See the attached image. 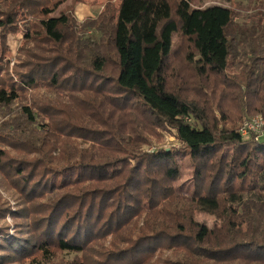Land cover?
Returning a JSON list of instances; mask_svg holds the SVG:
<instances>
[{
    "label": "trees",
    "instance_id": "obj_1",
    "mask_svg": "<svg viewBox=\"0 0 264 264\" xmlns=\"http://www.w3.org/2000/svg\"><path fill=\"white\" fill-rule=\"evenodd\" d=\"M60 1L68 0L39 7L46 18L38 23L0 17V41L20 23L32 61L22 63L19 82L0 88V105L35 89L51 96L49 109H43L45 99L25 104L20 118L35 134L29 133L28 142L60 157L39 170L38 157L13 159L0 150V170L10 171L23 196L17 218L28 206L39 210L29 219L36 231L22 229L8 238L0 228V249L9 252L15 241L22 251L36 250L52 262L55 253L82 256L105 240L109 247L69 264H264V138L245 139L240 126L216 131L206 112L172 90L167 78L178 36L190 41L186 59L200 77L227 78L231 60L245 59L239 62L241 78L232 80H240L244 96L257 104L255 115L264 116V13L237 22L228 7H202L208 0H121L115 15L102 13L79 34L70 15L48 17ZM259 6L264 9L263 2ZM111 65L114 76L107 72ZM5 66L1 59V78ZM125 106L154 119L157 127L176 130L179 141L176 148L140 156L130 176L109 163L125 148L136 159L141 153L134 151L143 147L134 146L120 120L109 119L114 108ZM47 119L60 134L55 140ZM4 122L9 137L23 131L15 119ZM184 163L191 170L188 195L175 185ZM47 197L50 202H36ZM196 213L214 217L220 226L196 222Z\"/></svg>",
    "mask_w": 264,
    "mask_h": 264
},
{
    "label": "rangeland",
    "instance_id": "obj_2",
    "mask_svg": "<svg viewBox=\"0 0 264 264\" xmlns=\"http://www.w3.org/2000/svg\"><path fill=\"white\" fill-rule=\"evenodd\" d=\"M25 1L26 0L0 1V17H5L6 14H9L15 18H17L16 16H20L19 22L34 23L40 22L41 18H46L42 14L40 8L49 4L51 0H34L32 1L33 5H29L31 3H27ZM120 1L121 0L60 1L57 10L51 12L48 17H57L62 13L70 15L73 19V25L77 27L78 33L83 34V26L99 20L102 13L115 15ZM261 2L264 3V0H230L229 2L208 0L202 5V7L214 5L228 7L235 14H237L235 21L243 22L244 19L255 15L256 11L264 13V9L259 6ZM195 5L198 6V2H196ZM25 6H27V8L22 10ZM261 20H264V17H262ZM18 27L19 30L16 33L7 34L8 38L0 41V60L4 59V64L6 65L4 68L6 72L3 73V78L0 76V88L4 87V83L7 88H10L12 81L14 83L19 82L17 73L23 69L21 67L23 65L22 63H32L31 59H29L24 52L27 49V46L25 43V32L21 29L23 26L18 23ZM25 28L26 27H24V30ZM88 33L91 34V32ZM174 47L175 52L171 58V67L167 74L169 85L171 86V89L182 98L190 101L203 113L206 112L205 114L208 117L210 125L212 127H216V131H218L221 127H239L245 118L256 116L255 114L258 112L257 104L252 101L251 98L249 99L244 96L243 88L237 83L240 81L238 79L242 76H240V69L242 66H240L239 62H243L242 65H244L247 60L242 58L241 60L239 58L235 61L231 60L230 69L226 74L227 78H223V76L205 78L200 77L194 66L186 59L188 51L192 50L190 41L178 36L174 40ZM30 49L32 51H38L35 47H31ZM107 72L109 75L112 74L114 76L116 66H108ZM235 77H239L236 82L232 80ZM5 81H9L7 82L8 84ZM43 93L42 89L30 90L24 93L22 92L20 101L11 103L6 107L0 105V150H3L9 158L13 159L28 158L33 160L38 157L40 159L39 161L43 163L37 164V168H40L39 170H42L43 167H47V163L51 158L59 160L60 157L58 153H54L50 157L43 152L42 146L40 147L37 144L34 145L28 142L30 139L29 137H31V134L33 133L30 125L26 124V122L22 121L20 118V109L23 105H33L36 101L37 104L38 101L42 104L44 99L45 102L43 109H49L50 106L54 104V101L51 96L49 97L46 95V97H44ZM42 97L44 98L42 99ZM122 103L123 102H120L119 104L122 106ZM245 111L248 112V115H246ZM9 118L15 119L24 125V127H22V132L20 130L19 132H15V136L12 133V136L15 137V139L18 138L16 139L17 141L8 136L9 130H3L5 125L4 121ZM109 119L112 124L115 123V120L117 122L120 120L121 130L126 133H132V137L134 138L132 142L134 146L143 145L141 151L139 148L134 151L135 153H141L136 159L133 158V152H128L126 151L127 148H125L126 150H120L122 151L120 155L114 154L111 162H109L113 163L112 168H115V171H123L128 176L132 175V168L136 165V160H138L140 156H143L147 152H152L156 148L169 149L170 147L176 148L179 145L176 130L170 128L169 126L157 127V122L154 119L150 117L146 118L142 114L131 113L127 106L114 108ZM47 122L49 124V129H51V131L47 129L50 131L49 136L55 140L60 136V134L54 130V121L52 119H47ZM42 123L43 122H41V124ZM37 128L41 129L42 126L39 125ZM74 132V130H70L67 133L74 135ZM80 141L87 143L86 140ZM87 144H84L82 148H85L84 146H87ZM99 146L100 143H96V147L99 148ZM24 147L27 148L26 151L21 150V148ZM108 147L109 146L107 145L106 148ZM114 147L115 146H110V150ZM36 149H39L38 154L34 153ZM99 149L102 150L103 148L101 147ZM0 171V214L3 215L2 217H5L4 219H0V228L7 234L8 238L14 237L22 229L36 231V226H34L29 219H35V217L38 216V207L28 206V210H23L24 214L22 215V218L18 219L16 213L20 211V204L22 203V200L20 201V199H23V196H21L18 190L16 192L14 188L15 183L11 179L10 171ZM2 173L6 175L8 180H6ZM190 176L191 170L189 169V165L184 163L181 179L175 184L179 192L184 195H188L190 192ZM39 201L50 202V199L47 197L36 202ZM35 208L38 212L34 210ZM147 208L148 207H146V209ZM194 220L200 224H206L211 228L220 226V222H218L214 217L203 213H196ZM2 240L3 239L0 237V241ZM13 243L15 244V248L10 249L9 252H5L6 250L4 251L3 249H0V264H69L73 261L86 262V260L90 257V252L97 253L98 251H102L106 247H109V244H107L105 240H98L97 242L91 244V247L89 248L90 252L87 251L85 255L75 257L72 254L58 252L55 253L56 256L52 262H48L47 258L42 256V254L38 251H33L32 249H30L29 252H26L25 250L22 251V247L16 246L15 241H13Z\"/></svg>",
    "mask_w": 264,
    "mask_h": 264
},
{
    "label": "built area",
    "instance_id": "obj_3",
    "mask_svg": "<svg viewBox=\"0 0 264 264\" xmlns=\"http://www.w3.org/2000/svg\"><path fill=\"white\" fill-rule=\"evenodd\" d=\"M243 138L259 140L264 138V116L256 115L254 117H247L240 125V131Z\"/></svg>",
    "mask_w": 264,
    "mask_h": 264
}]
</instances>
